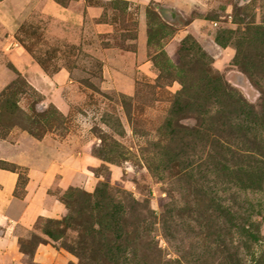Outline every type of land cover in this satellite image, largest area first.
Listing matches in <instances>:
<instances>
[{
	"label": "rangeland",
	"instance_id": "rangeland-1",
	"mask_svg": "<svg viewBox=\"0 0 264 264\" xmlns=\"http://www.w3.org/2000/svg\"><path fill=\"white\" fill-rule=\"evenodd\" d=\"M0 169L25 264H264V0H0Z\"/></svg>",
	"mask_w": 264,
	"mask_h": 264
},
{
	"label": "crops",
	"instance_id": "crops-1",
	"mask_svg": "<svg viewBox=\"0 0 264 264\" xmlns=\"http://www.w3.org/2000/svg\"><path fill=\"white\" fill-rule=\"evenodd\" d=\"M18 178L17 173L0 169V264H25L21 261L23 252L20 250L17 228L35 225L38 218L48 212L40 203L38 192L33 195L36 188L32 181L24 198L15 196ZM35 251V260L39 262L49 248L38 245Z\"/></svg>",
	"mask_w": 264,
	"mask_h": 264
},
{
	"label": "trees",
	"instance_id": "trees-1",
	"mask_svg": "<svg viewBox=\"0 0 264 264\" xmlns=\"http://www.w3.org/2000/svg\"><path fill=\"white\" fill-rule=\"evenodd\" d=\"M163 11H166L165 9H162ZM174 14V12L171 13V15Z\"/></svg>",
	"mask_w": 264,
	"mask_h": 264
}]
</instances>
